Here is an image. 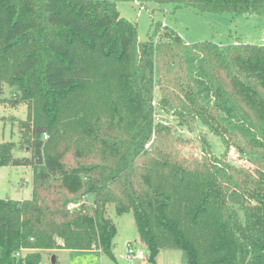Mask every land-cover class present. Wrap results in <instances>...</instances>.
<instances>
[{"label":"trees","instance_id":"obj_1","mask_svg":"<svg viewBox=\"0 0 264 264\" xmlns=\"http://www.w3.org/2000/svg\"><path fill=\"white\" fill-rule=\"evenodd\" d=\"M125 2L264 17V0H0V95L8 84L29 105L35 168L31 200H0V264L52 250L114 259L112 206L133 213L149 264L164 249L264 264V45L191 43L155 20L141 40ZM15 149L0 143V167L29 163Z\"/></svg>","mask_w":264,"mask_h":264},{"label":"rangeland","instance_id":"obj_2","mask_svg":"<svg viewBox=\"0 0 264 264\" xmlns=\"http://www.w3.org/2000/svg\"><path fill=\"white\" fill-rule=\"evenodd\" d=\"M117 7L123 17L138 24L141 40L147 39L155 20V22H161L163 28L167 26L191 43L209 41L219 45L236 42L264 45V17L257 15L201 14L189 7H178L174 4L155 9L152 5L145 8L135 2H125L117 3ZM152 11L154 16L151 15ZM1 87L3 93L0 98L6 102L0 104V143L14 142L16 144L15 159L29 160V163L25 166L0 167V200H31L35 168L30 163L32 151L26 142V136H23L28 134L23 123L27 121L29 105L14 103L16 100H21V94L17 88L8 84H1ZM182 135L190 138L192 146L189 148L194 147L190 154H200L199 145L194 141V137L188 134V131H183ZM209 139L212 142L214 154L222 157L224 152L220 141L214 136H209ZM229 158L239 164V167L253 169L249 159L241 157L235 149L231 150ZM108 217L112 219L117 229L113 249L114 259L102 254L98 248L91 251L52 250L42 253L41 264H131L126 259L127 246L133 244L137 250H145L135 217L132 212L118 215L113 206L108 210ZM54 258L55 261H53ZM145 264H149L148 261ZM157 264H187V257L181 250L164 249L161 250Z\"/></svg>","mask_w":264,"mask_h":264},{"label":"built area","instance_id":"obj_3","mask_svg":"<svg viewBox=\"0 0 264 264\" xmlns=\"http://www.w3.org/2000/svg\"><path fill=\"white\" fill-rule=\"evenodd\" d=\"M147 257L145 250H137L133 244H129L126 248V259L131 264L147 263Z\"/></svg>","mask_w":264,"mask_h":264},{"label":"crops","instance_id":"obj_4","mask_svg":"<svg viewBox=\"0 0 264 264\" xmlns=\"http://www.w3.org/2000/svg\"><path fill=\"white\" fill-rule=\"evenodd\" d=\"M57 251H59V250H57ZM140 264V263H139ZM141 264H145V263H141Z\"/></svg>","mask_w":264,"mask_h":264},{"label":"water","instance_id":"obj_5","mask_svg":"<svg viewBox=\"0 0 264 264\" xmlns=\"http://www.w3.org/2000/svg\"><path fill=\"white\" fill-rule=\"evenodd\" d=\"M53 261H55V258L53 259Z\"/></svg>","mask_w":264,"mask_h":264}]
</instances>
